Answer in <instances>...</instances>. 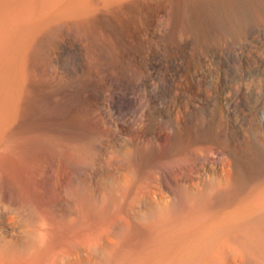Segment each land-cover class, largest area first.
<instances>
[{"label":"rangeland","instance_id":"obj_1","mask_svg":"<svg viewBox=\"0 0 264 264\" xmlns=\"http://www.w3.org/2000/svg\"><path fill=\"white\" fill-rule=\"evenodd\" d=\"M107 1L86 0L84 11L55 21L47 10L46 25H36L25 39L22 58L14 65L19 79L15 103L3 131L14 162L4 161L0 174V243L29 242L32 228L38 227V220L29 216L32 211L70 224L72 198L81 180L97 201L108 197L107 188L118 175L143 185L139 172L146 158H152L151 167H145L153 177L151 197L170 203L185 188L223 178L224 166L232 164L228 152L218 154L223 143L168 146L178 115L195 131L201 116L213 112L221 137L233 131L264 151V42L256 48L257 60L249 64L227 65L220 49L214 57L203 54L199 67L214 73L213 92L208 83L206 91L165 92L150 69L153 59L165 65L160 40L176 0ZM41 9L35 15L42 16ZM250 41L238 39L234 49L245 45L247 54ZM130 192L124 190L128 201ZM11 198L31 206L26 209ZM106 236L116 241L112 234ZM74 254L60 257L83 259L88 253Z\"/></svg>","mask_w":264,"mask_h":264},{"label":"bare ground","instance_id":"obj_2","mask_svg":"<svg viewBox=\"0 0 264 264\" xmlns=\"http://www.w3.org/2000/svg\"><path fill=\"white\" fill-rule=\"evenodd\" d=\"M81 1L41 0L40 6L35 5L45 9L39 16L34 13L39 8H35V0H0V174L3 162L13 160L3 131L15 103V67L26 37L36 25L41 28L49 21L43 16L45 11L50 12V21L70 18L83 10L86 0ZM163 29L160 46L165 51V65L159 66L153 59L151 76L162 80L165 92L206 91L207 83L213 92L215 76L199 67L202 55L212 56L220 49L227 65L256 61V48L264 42V0H176ZM244 37L251 39L247 54L245 45L234 49L236 41ZM202 98L201 93L199 100ZM215 120L213 112L203 115L193 131L178 115V126L167 144L177 148L191 142L223 143L218 154L226 151L232 160L224 166L223 178H214L203 188L184 187L173 203L151 197L155 193L153 177L146 172L151 157L139 172L143 185L134 186L133 178H120L122 174L115 176L103 201L88 194L81 180L72 198V222L62 224L30 212L38 220L30 241L0 243V264H264V151L233 131L221 137ZM83 173L81 170L80 175ZM126 188L133 195L130 201L124 194ZM11 199L31 206L23 199ZM80 250L87 251V257L74 260V253ZM66 254L73 258L62 261L60 256Z\"/></svg>","mask_w":264,"mask_h":264}]
</instances>
